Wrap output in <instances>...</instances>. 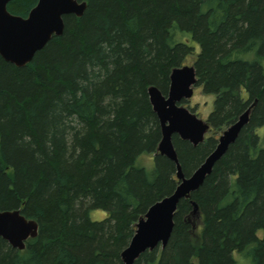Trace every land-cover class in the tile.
<instances>
[{"label":"trees","instance_id":"trees-1","mask_svg":"<svg viewBox=\"0 0 264 264\" xmlns=\"http://www.w3.org/2000/svg\"><path fill=\"white\" fill-rule=\"evenodd\" d=\"M37 0H11L25 18ZM80 18L22 68L0 57V211L37 223L25 249L0 238V264H122L134 224L176 187L156 152L159 125L146 90L166 95L171 69L194 58L197 84L214 97L197 147L172 143L184 175L254 100L248 124L181 200L164 249L134 264H264V0H82ZM262 130L260 136L259 131ZM143 154L153 168L136 165ZM101 210L100 221L89 218Z\"/></svg>","mask_w":264,"mask_h":264},{"label":"water","instance_id":"water-1","mask_svg":"<svg viewBox=\"0 0 264 264\" xmlns=\"http://www.w3.org/2000/svg\"><path fill=\"white\" fill-rule=\"evenodd\" d=\"M10 1L0 0V57L17 68L29 64L34 55L42 50L52 37L62 35L64 16L73 15L80 18L87 5L82 0H37L27 16L22 18L8 12L7 5ZM196 84L193 65H184L171 69L166 95L155 86H149L146 90L149 104L159 125L160 140L156 152L174 164L177 184L170 195L151 205L134 224V233L120 253L122 264H134L146 251L165 248L181 200L190 201L191 211L184 222L194 227L199 212L197 204L190 200L191 194L202 186L214 165L235 143L242 129L248 124L251 111L257 102L254 100L235 122L221 132L215 148L194 172L186 177L178 162L172 137L176 135L180 140L197 147L208 134L207 122L181 104L182 101L191 99ZM37 234V223L25 218L19 210L0 211V238L12 249L24 250L26 241L34 239Z\"/></svg>","mask_w":264,"mask_h":264},{"label":"rangeland","instance_id":"rangeland-1","mask_svg":"<svg viewBox=\"0 0 264 264\" xmlns=\"http://www.w3.org/2000/svg\"><path fill=\"white\" fill-rule=\"evenodd\" d=\"M194 58L191 56L189 59L185 60L182 66H192ZM264 67V61H263ZM213 100L214 97L211 95H205L202 93L200 87H195L193 90V96L190 100L182 102V105L190 110L192 113L196 114L198 118L206 121L208 115L212 111L213 108ZM262 130L259 131L261 136ZM212 133H208L205 138L212 137ZM136 165L139 167H143L146 170H151L153 168V156L151 154H143L138 157L136 161ZM106 217V213L101 210H91L89 212V218L92 221H100Z\"/></svg>","mask_w":264,"mask_h":264},{"label":"flooded vegetation","instance_id":"flooded-vegetation-1","mask_svg":"<svg viewBox=\"0 0 264 264\" xmlns=\"http://www.w3.org/2000/svg\"><path fill=\"white\" fill-rule=\"evenodd\" d=\"M196 86V85H195ZM195 88V87H194ZM182 102H184V101H182ZM182 102H181V104H182ZM190 110V109H189ZM191 112H192V110H190Z\"/></svg>","mask_w":264,"mask_h":264}]
</instances>
